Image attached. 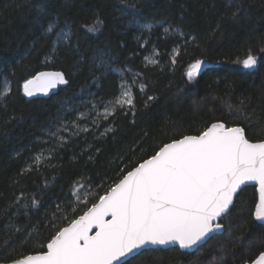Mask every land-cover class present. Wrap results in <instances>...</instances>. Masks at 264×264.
Masks as SVG:
<instances>
[{"label":"trees","instance_id":"trees-1","mask_svg":"<svg viewBox=\"0 0 264 264\" xmlns=\"http://www.w3.org/2000/svg\"><path fill=\"white\" fill-rule=\"evenodd\" d=\"M97 16L103 23L88 32L85 26ZM50 23L56 25L52 33L46 31ZM60 30L71 33L70 45L58 43ZM249 51L258 61L252 69L242 64ZM100 54L124 71L98 67ZM145 56L158 63H147ZM196 60L206 65L189 80L186 72ZM44 69L62 70L68 85L50 97L28 98L23 83ZM133 77L134 109H118L99 127L90 118L79 121L89 131L71 137L38 171L22 173L37 150L50 146L38 140L49 139L45 132L63 106L80 105L92 99L89 93L107 102L120 94L122 80L131 83ZM140 83L146 85L143 92ZM215 121L241 125L250 140H264V0H0V263L46 251L56 229L83 214L81 204L67 219L51 218L74 181L90 178L89 190L104 195L163 144L195 135ZM109 127L113 131L102 136ZM22 191L26 198L12 205ZM33 196L40 205L23 207ZM257 202L256 186H247L221 221L223 232L195 251L150 248L127 264L251 261L264 251V223L253 215Z\"/></svg>","mask_w":264,"mask_h":264},{"label":"snow or ice","instance_id":"snow-or-ice-1","mask_svg":"<svg viewBox=\"0 0 264 264\" xmlns=\"http://www.w3.org/2000/svg\"><path fill=\"white\" fill-rule=\"evenodd\" d=\"M126 6L136 9L140 5L126 3ZM102 23L97 16L92 24L85 27L88 32H96ZM55 27L50 23L46 31L52 33ZM144 27L151 29V25ZM55 35L58 43L70 45L69 31L60 30ZM144 60L158 63L149 56H145ZM257 62V57L249 51L242 64L244 68L252 69ZM172 63H177L175 56ZM96 64L109 71H124L114 68L111 58L104 54L96 58ZM203 65L201 60L190 64L186 72L188 79L198 75ZM67 83L62 72H39L23 83V91L31 97L37 91L47 94L58 84ZM136 84L135 77L131 83L122 80L120 94L107 102L97 101V94L89 93L92 99L81 101L80 105L63 106L57 121L45 132L49 139L38 140L50 146L37 150L32 156L33 163L22 173L32 171L33 167L38 171L43 161L55 158L54 154L63 149L71 137L89 131L79 121L90 118L93 127H99L101 119L107 120L118 109L126 106L134 109L132 87ZM145 88V84H139L141 92ZM9 91L6 88L3 94L7 95ZM153 99L148 97V100ZM243 104L241 100L237 113L242 110ZM101 106L103 112L99 111ZM81 107L87 110L80 111ZM69 116L73 118L69 119ZM110 131H113L111 127L106 128L101 135ZM247 182L258 184L259 200L253 215L255 220L264 222V140L250 141L243 127H228L223 122L211 123L195 135H183L163 144L153 155L127 171L104 195L97 196L94 190H89L90 178L82 176L74 181L69 196L55 204L51 218L53 221L67 219L69 214L77 212L81 204L86 209L83 214L70 220L68 226L57 228L46 245V251L22 255L11 260L10 264H114L122 258V264H127L130 255L149 245L178 244L181 249L192 248L209 233L223 230L224 225L219 221L228 214L234 196ZM23 198L26 194L22 191L11 202L12 205L20 204ZM95 200L98 202H93ZM40 203L33 196L30 205L25 203L23 207L35 208ZM93 228L96 231L90 234ZM237 240L242 242L243 235ZM244 264H264V251Z\"/></svg>","mask_w":264,"mask_h":264},{"label":"water","instance_id":"water-1","mask_svg":"<svg viewBox=\"0 0 264 264\" xmlns=\"http://www.w3.org/2000/svg\"><path fill=\"white\" fill-rule=\"evenodd\" d=\"M39 72H62V73H64L62 70H57V69H44V70H41V71H39ZM39 72H38V73H39ZM38 73H36L34 76H36ZM64 75H65V78L67 79V81H68V83H69V80H68V78H67V76H66L65 73H64ZM34 76H33V77H34ZM33 77H31V78H33ZM31 78H30V79H31ZM68 83H67V84H58V85L56 86V88H54V89H50V90L48 91L47 94H45V93H43V92H38V91H37V92L34 93L33 96H31V97L27 96V97L30 98V99H33V98H42V97H43V98L50 97L51 95L58 93L59 89L62 88V87L67 86ZM215 122H223V121H215ZM213 123H214V122H213ZM223 123H225V122H223ZM225 125L228 126L226 123H225ZM234 126L243 127V126H241V125H234ZM234 126H228V127H234ZM244 130H245V129H244ZM245 135H246V132H245ZM246 137H247V135H246ZM247 138H248V137H247ZM248 139H249V138H248ZM249 140H250V139H249ZM250 141H252V142H257V141H253V140H250ZM170 142H171V141H170ZM168 143H169V142H168ZM137 166H138V165H137ZM247 186H256V188H257V193H258V200H259L258 184H257L256 182H247L245 185H241V190H242L243 188L247 187ZM241 190H239L238 194L240 193ZM236 197H237V196H234V198H233V204L230 206L229 212H230L231 208L233 207V205H234V203H235ZM229 212H228V213H229ZM77 218H78V217H77ZM106 219H110V217H106ZM219 222H221V221H219ZM259 222H261V221H259ZM262 223H264V222H262ZM66 226H68V225H66ZM66 226H65V227H66ZM223 230H224V228H223ZM223 230H221V231H219V232H212V233H209V235H208L207 237H205L204 240L200 241L197 245L193 246L192 248H189V249H183V250H185V251H189V252L195 251L197 248H199V247L202 246L204 243H206V242H207L212 236H214L215 234H218V233L223 232ZM95 231H96V229L93 228V230H92V232H91L90 234H94ZM175 246H176V247H179L178 244L156 245V246L149 245V246H147L146 248H142V249H140L138 253H140L141 251H143V250H145V249H150V248H158V247H162V248H170V247H175ZM138 253H137V254H138ZM137 254L130 255V256L127 258V260H129L131 257H133V256H135V255H137ZM122 261H123V258H122V260L119 261V262H114V264H122ZM0 264H10V262H4V263H0Z\"/></svg>","mask_w":264,"mask_h":264},{"label":"rangeland","instance_id":"rangeland-1","mask_svg":"<svg viewBox=\"0 0 264 264\" xmlns=\"http://www.w3.org/2000/svg\"><path fill=\"white\" fill-rule=\"evenodd\" d=\"M151 58H154V57L152 56V57H150V59H151ZM205 65H206V63L204 62L203 68H204ZM199 74H200V73H199ZM199 74H198V75H199ZM198 75H196L195 77H197ZM195 77H194V78H195ZM128 83H130V82H128ZM223 225H224V224H223Z\"/></svg>","mask_w":264,"mask_h":264}]
</instances>
